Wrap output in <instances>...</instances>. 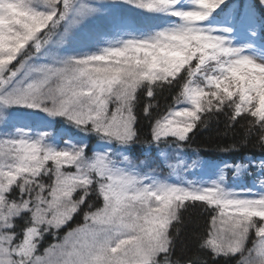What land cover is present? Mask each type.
<instances>
[{
	"label": "snow or ice",
	"instance_id": "1",
	"mask_svg": "<svg viewBox=\"0 0 264 264\" xmlns=\"http://www.w3.org/2000/svg\"><path fill=\"white\" fill-rule=\"evenodd\" d=\"M221 115L264 153V0H0V264H264V154L186 148Z\"/></svg>",
	"mask_w": 264,
	"mask_h": 264
},
{
	"label": "trees",
	"instance_id": "2",
	"mask_svg": "<svg viewBox=\"0 0 264 264\" xmlns=\"http://www.w3.org/2000/svg\"><path fill=\"white\" fill-rule=\"evenodd\" d=\"M149 100L146 96L141 95L139 104L137 106V115L140 118L137 125L140 130L141 140L148 135L150 128V121L144 116L143 108ZM151 104L158 105L153 107V114H162L165 112L169 105L172 104V95L167 91L157 94L155 100L151 101ZM60 126L59 122L56 127ZM226 133V117L223 115L219 118H213L208 122L207 127L201 126L191 134V140L186 145L187 151H195L204 160L213 164H221L224 161L232 162L247 155L252 157H260L261 151L255 146L254 141H250L246 147H242L240 152L224 153L220 151V148L224 145L231 143H240L241 133L237 128L235 132ZM144 145L138 144L133 147L132 154L138 156L143 151ZM83 213L81 212L75 218L68 223L67 227H63L59 230V235L63 237L64 230L67 232L73 226L79 224ZM207 217L199 207H189L182 213L181 222L176 225V229L173 230V234L176 236V257L185 259L191 256L196 251V245L198 238L204 233L206 227ZM178 230V234H177ZM53 238L46 236L43 244L46 246L51 243Z\"/></svg>",
	"mask_w": 264,
	"mask_h": 264
},
{
	"label": "rangeland",
	"instance_id": "3",
	"mask_svg": "<svg viewBox=\"0 0 264 264\" xmlns=\"http://www.w3.org/2000/svg\"><path fill=\"white\" fill-rule=\"evenodd\" d=\"M233 2H237V0H233ZM253 2H255V0H253ZM124 7H127V6H124ZM61 128V125L60 126H57V129H60ZM70 131H72V130H70ZM73 134L74 135H79V134H77V133H74L73 132ZM89 145H90V147L92 146V145H94L95 144V139L94 138H89ZM189 153H196L195 151H188ZM135 156V155H134ZM208 162V161H207ZM209 163V165H217V164H213V163H211V162H208ZM71 222V221H70ZM70 222H69V224H70ZM81 223H83V216L81 217V220H80V222H79V224H81ZM79 224H77V225H79ZM77 225H75V226H73L72 228H75ZM68 226V225H67ZM66 226V227H67ZM63 228V227H62ZM64 233H66L65 232V230H64Z\"/></svg>",
	"mask_w": 264,
	"mask_h": 264
}]
</instances>
